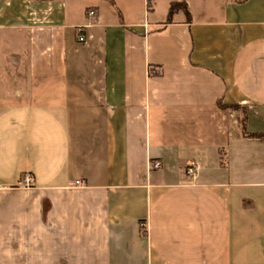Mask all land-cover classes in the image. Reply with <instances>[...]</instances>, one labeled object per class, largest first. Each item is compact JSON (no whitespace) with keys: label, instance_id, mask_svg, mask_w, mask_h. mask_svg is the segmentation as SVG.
I'll use <instances>...</instances> for the list:
<instances>
[{"label":"crops","instance_id":"0c3cea01","mask_svg":"<svg viewBox=\"0 0 264 264\" xmlns=\"http://www.w3.org/2000/svg\"><path fill=\"white\" fill-rule=\"evenodd\" d=\"M0 264H264V0H0Z\"/></svg>","mask_w":264,"mask_h":264},{"label":"built area","instance_id":"2783aa9c","mask_svg":"<svg viewBox=\"0 0 264 264\" xmlns=\"http://www.w3.org/2000/svg\"><path fill=\"white\" fill-rule=\"evenodd\" d=\"M88 15L89 16H93L94 15V12L93 11H89L88 12ZM85 38L84 36L79 33L78 35V41L79 42H84ZM153 167H158V164H155ZM196 170H197V166L196 165H190L186 168V175L189 177V178H193L196 174ZM32 183V178L30 175H26L25 178H24V184L25 186H29L30 184ZM75 185H80V182L79 181H76L75 182Z\"/></svg>","mask_w":264,"mask_h":264},{"label":"trees","instance_id":"16d2710c","mask_svg":"<svg viewBox=\"0 0 264 264\" xmlns=\"http://www.w3.org/2000/svg\"><path fill=\"white\" fill-rule=\"evenodd\" d=\"M178 8L177 5L175 4H172L171 7H170V10H169V16L174 13V11Z\"/></svg>","mask_w":264,"mask_h":264}]
</instances>
